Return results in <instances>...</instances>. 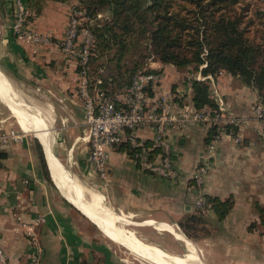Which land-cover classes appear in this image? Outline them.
<instances>
[{
    "label": "crops",
    "instance_id": "obj_1",
    "mask_svg": "<svg viewBox=\"0 0 264 264\" xmlns=\"http://www.w3.org/2000/svg\"><path fill=\"white\" fill-rule=\"evenodd\" d=\"M3 1L6 9L0 33V128L34 134V138L0 145V250L7 264H32L36 256L38 264H126L118 259L115 244L131 254L141 253L108 233V224L98 213L96 218L107 227L106 232L81 211L92 212L66 194L55 173L59 165L84 188L99 193L111 211L127 218L131 230H126L132 231L140 243L158 248L163 252L160 255L168 259L170 254H186V242L202 264H231L232 260L246 264L248 253L258 255L264 250V230H249L253 222L259 224L254 205H264V132L252 118L258 94L244 79L221 71L214 76L213 85L206 83L211 99L215 103L217 99L224 101L227 109L242 120L238 128L240 143L223 134L214 156L208 159L209 143L205 140L213 131L188 125L183 133L171 136L176 176L164 179L143 171L134 158L136 149L123 142L109 154L107 176L102 180L92 171L87 145L78 140L86 135L87 127L77 94L76 67L66 63L54 47L18 41L11 29V0ZM74 3L47 2L42 12L30 20L29 28L61 39ZM149 66L164 75L157 93L182 94L187 104H192V90L187 85L190 76L184 70L160 62ZM197 73L198 70L192 77ZM7 82L10 93L3 87ZM22 108L27 113H39L47 130L25 129L21 121L24 116L19 112ZM138 137L149 149L154 148L151 130L139 131ZM38 146L48 177L42 170ZM125 146L133 151L132 155ZM154 149L150 151L151 158L158 157L159 151ZM206 159L209 172L203 185L197 187L193 180L195 168ZM200 194L204 200L205 196L222 201L231 197L233 207L219 221L210 208L194 207ZM196 214L204 219L199 227L202 230L189 238L179 222ZM37 218L43 220L35 228L38 248L25 231Z\"/></svg>",
    "mask_w": 264,
    "mask_h": 264
},
{
    "label": "trees",
    "instance_id": "obj_2",
    "mask_svg": "<svg viewBox=\"0 0 264 264\" xmlns=\"http://www.w3.org/2000/svg\"><path fill=\"white\" fill-rule=\"evenodd\" d=\"M23 1L35 14H40L47 2H76L93 20L104 12L110 16V21L104 20L102 24L95 21L89 25L94 35L88 65L91 88L100 79L102 83L99 87L108 95L125 91L132 76L146 66L143 61L145 56L141 53L145 51L154 55L160 63L180 70L194 65V71H197L205 65L201 70L203 76H217L224 71L242 78L257 92L264 105V45L249 41L246 34L252 21L242 22L235 10L241 0ZM2 3L4 1L0 0V16L3 15ZM8 9L11 13V6ZM191 90V102L195 109L217 108L205 82L194 80ZM214 134L205 140L207 144ZM37 151L43 173L48 177L39 146ZM129 153L132 155L133 151ZM205 201V208H210L219 221L225 219L234 204L231 197L222 201L205 196ZM254 208L260 224L264 226V205L256 203ZM203 223V217L196 214L182 219L179 227L187 237L192 238L202 230L199 227ZM254 227L251 225L249 230Z\"/></svg>",
    "mask_w": 264,
    "mask_h": 264
},
{
    "label": "built area",
    "instance_id": "obj_3",
    "mask_svg": "<svg viewBox=\"0 0 264 264\" xmlns=\"http://www.w3.org/2000/svg\"><path fill=\"white\" fill-rule=\"evenodd\" d=\"M11 29L18 41H27L44 47L58 49L66 63L77 69V94L84 110L87 133L78 140L88 147V160L92 171L102 180L106 179L108 156L121 143L127 142L136 149L134 158L143 171L164 179H173L176 169L173 161L172 134L183 133L188 125L197 124L215 134L207 146L208 159L216 151L221 135H229L234 143H240L242 136L238 128L242 122L221 99H217L216 109H195L188 105L181 94L158 92L164 81L163 73L158 69L145 66L136 72L129 86L123 92L114 95L106 94L99 86L102 81L96 80L91 88L88 76V65L94 44V35L90 29L93 19L87 12L74 3L69 10L68 24L61 39H54L49 33H40L29 28L30 20L35 13L23 0H11ZM97 18H102L98 15ZM205 65L200 66L194 77L188 78L187 85L192 87L194 80L214 83V76L201 74ZM102 72V70H99ZM193 79V80H192ZM252 118L264 132V105L258 100L252 109ZM149 129L153 134L154 148L158 149V157L151 158L145 143L139 140L138 132ZM228 131H227V130ZM30 139L27 133L0 128V145H8ZM200 162L195 168L193 180L201 187L209 172V161ZM1 193V187H0ZM196 209L206 205L202 194L193 203ZM43 222L37 218L26 226V235L35 246L37 235L35 228ZM38 248V246H37ZM36 256L32 264H38ZM0 264H7L0 250Z\"/></svg>",
    "mask_w": 264,
    "mask_h": 264
},
{
    "label": "bare ground",
    "instance_id": "obj_4",
    "mask_svg": "<svg viewBox=\"0 0 264 264\" xmlns=\"http://www.w3.org/2000/svg\"><path fill=\"white\" fill-rule=\"evenodd\" d=\"M24 111L25 110L23 109L19 112L24 116V119H21V121L25 129H27L28 131H32V130L35 131L37 129L41 130V128L43 130H47V123L42 116H39V113L32 114ZM25 115L27 116L28 119H25ZM55 173L58 175L57 176L58 182H63L66 194L70 198L72 196L74 197V199L77 198L78 201H80V203H83L89 208V210H92V212L90 211L87 212L86 210L82 209L81 211H83V213H85L93 222L100 225V227L103 228L104 231L106 232L107 227H103L102 226L103 222L101 223V220L96 218L95 214L98 213V215L102 216L107 222L108 230H109L108 233L113 235L114 238L125 241L130 245L135 246L137 249H139V251H141V253H137V252L132 253L137 258H140L141 260L150 264H202L200 259L194 252L193 247L188 242L185 243L188 245L189 248L186 254L184 255L170 254L171 259L161 256L160 254H162L163 252L158 250V248L145 243L142 244V242L140 243V240L134 235L132 231L125 229L127 224H130L129 220L122 215L115 214L113 211H111V209L106 207L104 204L103 197L99 193L84 188L81 185V183L75 177H73L71 173L69 174L61 165L58 166V170L56 169ZM70 182L73 183V185ZM168 231H172V230L168 228ZM175 236L178 239H181V236H179L176 233Z\"/></svg>",
    "mask_w": 264,
    "mask_h": 264
},
{
    "label": "rangeland",
    "instance_id": "obj_5",
    "mask_svg": "<svg viewBox=\"0 0 264 264\" xmlns=\"http://www.w3.org/2000/svg\"><path fill=\"white\" fill-rule=\"evenodd\" d=\"M8 4H9V2H8ZM1 9L3 10V16H2V19L0 18V33H1L2 24L4 22V21H2L4 18V11L6 9L4 3H2ZM235 10L237 13H239V16L242 19V22H247L248 19L252 21V24H249L248 33L246 34L249 41L256 43V44H263L264 45V0H241V2H239V4H237L235 6ZM259 10H260V13L258 12ZM99 15H101L102 18L94 19L93 20L94 23H95V21H100L99 23L102 24L104 22V20L105 21L111 20L110 16L105 12L101 13ZM141 53H142V55L145 56L143 61L146 63L147 66L150 63L159 62L158 60H156L154 55L147 53L145 51H142ZM127 58L130 59L129 56ZM194 69H195L194 65L187 66L183 69L184 74H186L187 76H190L192 78L191 74H193L195 72ZM3 87L7 91L9 90V93H10V91H12L9 83H7V86H3ZM24 101L29 103L28 101H26V99H24ZM29 104H31V103H29ZM6 107L9 110L8 106H6ZM27 134H28V137L34 138L33 137L34 134H32V133H27ZM253 223H255L254 224L255 230H257L259 232L264 230V228H263L264 226H262L260 224V222H259V224L256 223V221ZM130 228L131 227H129V226L125 227V229H130ZM115 246L117 248L118 259L120 258L122 261H125L126 264H149V263L135 257L131 253H129L122 245L115 244ZM176 248L180 249L179 246H177ZM263 248H264V245H263ZM263 252H264V250L262 252L260 251V254H258V255L255 253H251V252L248 253L247 257L249 260L246 264H264V254H261ZM231 264H235V261L232 260Z\"/></svg>",
    "mask_w": 264,
    "mask_h": 264
},
{
    "label": "water",
    "instance_id": "obj_6",
    "mask_svg": "<svg viewBox=\"0 0 264 264\" xmlns=\"http://www.w3.org/2000/svg\"><path fill=\"white\" fill-rule=\"evenodd\" d=\"M243 80V79H242Z\"/></svg>",
    "mask_w": 264,
    "mask_h": 264
}]
</instances>
